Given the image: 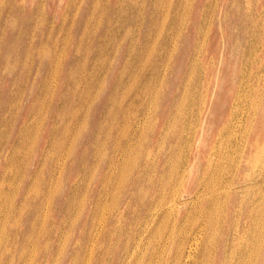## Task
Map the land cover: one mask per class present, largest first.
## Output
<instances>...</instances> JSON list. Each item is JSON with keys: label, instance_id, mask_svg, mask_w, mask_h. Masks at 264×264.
<instances>
[{"label": "rangeland", "instance_id": "1", "mask_svg": "<svg viewBox=\"0 0 264 264\" xmlns=\"http://www.w3.org/2000/svg\"><path fill=\"white\" fill-rule=\"evenodd\" d=\"M176 116L191 125L179 209L169 208L170 184L169 203L150 213L131 197L130 167L109 138L138 127L147 140L136 173L152 186L146 197L157 196ZM243 143L235 175L214 167L210 178L226 145L235 154ZM261 168L264 0H0V264H184L178 233L196 234L195 200L211 199L208 183H231L228 197L216 195L233 264V244L256 241L242 199H264ZM223 246L204 262L221 264Z\"/></svg>", "mask_w": 264, "mask_h": 264}, {"label": "bare ground", "instance_id": "2", "mask_svg": "<svg viewBox=\"0 0 264 264\" xmlns=\"http://www.w3.org/2000/svg\"><path fill=\"white\" fill-rule=\"evenodd\" d=\"M160 64L156 65L155 67H160L161 66ZM147 77H148V75H147ZM148 81H149V79H148ZM151 84H152V82L150 81V82H147L144 85L145 87H143V89L145 91V94L149 91V88H150ZM148 109H150V108H148ZM179 109H180V107H179ZM119 110H120V113H122L121 107L119 108ZM119 110H118V112H119ZM186 110H187V108H186ZM124 115H127L125 117L126 119L129 117L127 110L124 112ZM180 117L181 116H176V119H175L176 122H174V124H173V129H172V131L170 133L171 140L173 141L171 143V145H170L171 146V148H170L171 151H170L169 154L166 155L167 156L166 157V161H169V165H170V169H168L169 172H170V175L166 174L167 172L166 173L162 172L160 174V177H159L160 181L162 180V182L161 183L153 182L154 185H155V188L157 189L155 191L157 196L146 197L145 194H148L147 193L149 191L148 189L149 188L151 189L152 186H149V188L146 189V187L143 186V177H142L143 174H142L141 170H139V173H136L137 169H140V167H141V165H140L141 163L139 162L140 161V159H139L140 155L142 154L141 148L143 147L144 140L145 141L147 140V139L140 140V139L137 138L138 127H135L134 124L132 125V123H131V125L129 124L128 128L126 127V131L123 133V135L121 137H118L119 138L118 140L115 137L114 141H113V138L112 139H111V137L109 138L108 134L105 135L106 137H104V138H101V139L99 138V145H102V146L104 144L106 145L109 142V140H108V138H109L110 140H112L111 142H115L114 145H113V151H115V152L118 151V150L119 151H123L122 152L123 155H124V156H122L123 157V161L118 160L119 157L117 158L116 157L117 156L116 153H113L111 155V157H110V155H109V157H107L106 163H107L108 166L112 167V166H114V164L117 165V163L119 161L118 164H121L122 167H126V168H128V166L130 167V173H129V177L128 178L131 180V183H132L130 188H129L131 197L133 198V200L140 201L144 208H148L149 209L150 213H154V212L151 211L153 208H154V210H156V209H160L163 206H165V204L169 203V200L172 203V205L169 204L171 206L169 208H170V210H172V212L173 211L177 212L178 209H179V204H178L177 198L180 195V193H182L181 187L183 186V183H184L183 182V174L181 173V170L183 169V167H185L184 171L187 168V157H186L184 152H185L186 147L189 145V139H188L189 137H187V135L189 136V133L191 132L190 122H188V123L187 122H185V123L184 122L183 123H178L177 122V120L178 121L180 120ZM101 128L104 130L105 126L103 125V126H101ZM258 140H259V138L257 137L254 140V142H252L250 144V149L251 150H252V148L254 146H256V143L258 142ZM230 145L229 146L226 145L227 150H224V151L222 150V154L219 153L220 157L216 161V166L213 163L214 165L211 168V172L212 173H210V178L216 175L214 167H215V169L217 167L218 170H223L224 169V170H226V172H230V173H233L234 170L239 167V163L241 162L242 157L245 156L244 152L246 151V149H245L246 145H245V143H243L241 145L238 144L236 149H234L235 154L232 153ZM235 146H236V144H235ZM101 149L102 148L99 149V153H101ZM106 155L107 154H105V156L102 157V158H105ZM149 155H147V156L149 157ZM222 160L223 161H225V160L227 161V167L226 166L222 167L220 165V163H222ZM224 165H225V163H224ZM143 167L145 168V166H143ZM262 171H264V169L261 168L260 172H262ZM108 174H110V173L108 172ZM108 174L106 173L105 180H107L109 178ZM167 175H169L168 179L166 178ZM219 176L220 175H218V177ZM178 179H179V181H178ZM219 179H220L219 182H221L222 179L221 178H219ZM170 184H172L171 185V190H170V194H172V197H170L171 199H169V197L167 198V194L169 192L168 187H169ZM208 185L211 188V191H209V192L210 193L212 192V195H211V199H207L206 200L207 201V203H206L207 205H204L206 201L204 202L203 200L199 199L200 198L199 194H198V199L195 200V203L199 204L201 206L200 208H196V210H197L196 212H198V213H197L196 216L194 214L195 217L193 219L199 225V229L196 231V234H194L193 236H187V235H184L182 231H181V233H178L179 241L177 243L176 252H177V257L179 258V260H181V259H183V261L185 260L183 262L184 264H206L204 262V258H205V256H207V254L212 256L211 254H213V250H214V248L216 246V242L218 240H223V245H224L223 246L224 247L223 248V252L221 254V257H222L221 264H228V261H229L228 249H229V246H230V241H229L228 235L224 234V227H225L224 223L226 222L225 221L226 220L225 219L226 214H224V216H219L218 215L219 209L221 207V205H218V204H221V202H220L218 196L216 195V191L218 190V192H220V190H222V188H223V190L225 191L226 194L228 192V195H227V197H228L229 194H230V188H232L231 187V183L228 185V182H227V185L229 186L228 189H226L225 188L226 185L223 186L222 183H219L218 186L217 185H212V187L210 186V183H208ZM253 188H254L253 190L255 191L254 195L263 196L262 195V188H259L257 184L253 185ZM186 191L189 192V193L192 192L193 191V187L192 186L191 187L190 186L187 187ZM207 191H205V192H207ZM210 193H208V194H210ZM246 197L247 196L245 195L244 199H242V202H244L246 200L247 201V205L252 210L251 213H248L247 217H248V220L251 222V225L254 226L257 237L255 238L256 239L255 244L253 245V243H252V246H251V242L248 241V240L247 241H245V240L239 241L240 243L238 245L233 244V249L231 251V253L233 252V255H232L233 258L232 259H234V257H237V255H239L238 256V261L233 262V264H257L258 255H259L260 251L262 250L263 242H264V229L262 228V230H261V228H259L260 220H263V222H264V207H263V204H262V203H264V199L259 197L260 199L256 200L254 196L252 198L246 199ZM232 202H234V200H232ZM228 203H230V202L228 201V199H226L224 204L228 205ZM40 205L41 204H39V206ZM37 216L34 218L33 222L36 221ZM200 218L203 219V223H198ZM176 226H177V224L175 225V227ZM159 230H160V228L158 229V231ZM177 231L180 232L179 229H177ZM189 231H191V230H189ZM160 232H161V230H160ZM133 237H134V235H133ZM223 238H225V239H223ZM137 245H139V242H138ZM130 248H131L130 245L127 244L126 247H125L126 255L127 256L130 255L132 257L135 249L130 250ZM164 250H165V248H164ZM248 256L250 257V259H249L250 262L247 259ZM21 257H24V256L22 255ZM212 260L210 261V264L213 263ZM148 264H153V263H152V261H150ZM176 264H180V262L177 260Z\"/></svg>", "mask_w": 264, "mask_h": 264}]
</instances>
